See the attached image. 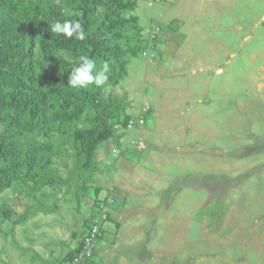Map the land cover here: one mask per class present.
<instances>
[{
	"label": "rangeland",
	"instance_id": "374dc122",
	"mask_svg": "<svg viewBox=\"0 0 264 264\" xmlns=\"http://www.w3.org/2000/svg\"><path fill=\"white\" fill-rule=\"evenodd\" d=\"M130 1L127 73L102 93L136 123L116 125L88 169L69 136L48 139L67 152L35 187L0 196V264H58L45 250L65 255L57 240L78 242L100 203L108 216L93 264H264V0ZM5 209L24 218L11 222Z\"/></svg>",
	"mask_w": 264,
	"mask_h": 264
},
{
	"label": "trees",
	"instance_id": "16d2710c",
	"mask_svg": "<svg viewBox=\"0 0 264 264\" xmlns=\"http://www.w3.org/2000/svg\"><path fill=\"white\" fill-rule=\"evenodd\" d=\"M63 1L0 0V196L16 184L30 182V187H35L41 172L52 164L53 158L62 157L63 150L67 152V141L56 150L48 141L51 137L69 136L76 159L81 157L83 168L88 169L99 146L114 137L115 126L125 130L133 120L129 115L120 114L116 104L104 97L103 86L72 89L68 87V76L80 55L100 60V68L108 63V82L112 85L126 75L125 57L130 48H124L123 41L128 38L123 30L127 24H135L136 19H127L125 13L135 3L130 0H67L74 10L73 15L66 16ZM97 18L100 26L92 29L93 20ZM66 19L83 24L87 33L84 41L51 33L52 22ZM67 51L74 52L76 58L70 60L58 54ZM37 53L45 63L46 73L41 75L36 71ZM86 112L93 115L92 125L78 127ZM77 179L75 195L80 202L85 185L81 175H77ZM52 183L47 181V184ZM4 215L15 223L24 218L10 209H5ZM72 238L76 239L74 232ZM82 246L83 237L74 248L68 246L60 264H73ZM95 248L83 264L91 261Z\"/></svg>",
	"mask_w": 264,
	"mask_h": 264
},
{
	"label": "clouds",
	"instance_id": "9594fccd",
	"mask_svg": "<svg viewBox=\"0 0 264 264\" xmlns=\"http://www.w3.org/2000/svg\"><path fill=\"white\" fill-rule=\"evenodd\" d=\"M64 15L71 16L73 12L64 9ZM50 31L67 38L74 37L78 41H84L87 37L85 28L79 20L66 19L63 22L56 20L50 24ZM109 71L108 63L98 68L95 59L88 55H80L68 76V87L72 89H86L90 85L101 87L107 83Z\"/></svg>",
	"mask_w": 264,
	"mask_h": 264
},
{
	"label": "built area",
	"instance_id": "2783aa9c",
	"mask_svg": "<svg viewBox=\"0 0 264 264\" xmlns=\"http://www.w3.org/2000/svg\"><path fill=\"white\" fill-rule=\"evenodd\" d=\"M154 34L156 31H152ZM139 124H144V119L140 117L137 121ZM136 123L135 120H130L128 122V128L132 127ZM105 205L100 203L98 205L99 216L92 221L91 226H89L87 232L83 236V246L79 253L74 257L73 264H83L87 261L92 252L97 245L101 235H102V220H106L108 214H106Z\"/></svg>",
	"mask_w": 264,
	"mask_h": 264
},
{
	"label": "crops",
	"instance_id": "0c3cea01",
	"mask_svg": "<svg viewBox=\"0 0 264 264\" xmlns=\"http://www.w3.org/2000/svg\"><path fill=\"white\" fill-rule=\"evenodd\" d=\"M109 218H110V216H109ZM110 223L111 222H113L112 220H108ZM107 223L105 222V224H104V228H105V225H106ZM36 226H39V225H36ZM38 228H40V227H38ZM37 228V229H38ZM44 230V232H41V231H43ZM43 230H41L40 232H39V234H41V236L43 235V233H46V232H48V230L47 229H43ZM54 231V230H53ZM84 233H83V236H84V234L87 232V229L85 228L84 229ZM104 229H103V236H102V238L98 241V243H97V246H96V248H95V251H94V256L92 257V259H91V261L89 262V264H93V263H97L100 259H99V257L96 255V252H97V249L99 248V246L101 245V243H102V241H103V238H104ZM83 236H81V237H83ZM57 239H61V237L59 236V237H57ZM71 239L73 240V238H72V234H71ZM29 240H30V238H29ZM59 243L58 244H61V245H65V247L66 248H64L65 250H67V248H68V246L70 247V248H74L75 246H76V244H77V242L75 243V244H69V242H67V241H60V240H57ZM36 242H37V240H35V242H34V244H33V246H35L36 245ZM65 242H67L68 244H65ZM49 243V242H48ZM46 244V243H45ZM38 245V244H37ZM46 251V255H47V257H49V258H54V261L56 262V263H58V264H60V262H61V259L63 258V256H64V254L62 255V251H61V249H58L57 250V254H56V256H55V254H53L54 253V249L53 248H51L50 246H49V248L47 249V250H45ZM33 257H36V256H33ZM33 257H31V258H33ZM32 260L33 259H31V261L28 263V264H34L33 262H32ZM50 261H51V259L49 260V263H50ZM53 264H54V262H52ZM24 264V263H23Z\"/></svg>",
	"mask_w": 264,
	"mask_h": 264
}]
</instances>
